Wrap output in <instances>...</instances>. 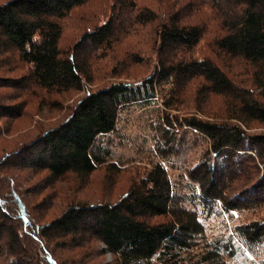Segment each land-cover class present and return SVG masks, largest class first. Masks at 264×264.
I'll return each mask as SVG.
<instances>
[{
	"label": "trees",
	"instance_id": "1",
	"mask_svg": "<svg viewBox=\"0 0 264 264\" xmlns=\"http://www.w3.org/2000/svg\"><path fill=\"white\" fill-rule=\"evenodd\" d=\"M89 1L0 2V118L32 119L26 110L31 100L21 98L33 87L49 99L83 93L67 118L38 132L3 160L22 156L24 164L47 172L52 184L71 177L88 184L97 172L111 185L126 179L124 193L112 203L67 202L59 216L42 222L32 235L25 234L42 245L48 264H59L49 248L52 244L59 251L81 252L78 264H88L84 249L112 254L108 264H264V218L228 227L229 218L234 222L242 215L249 193L264 194V135L246 131L252 122L264 124V0H207L209 17L205 2L195 13H187L174 10L167 0V8L159 7V13L136 0H116L107 20L84 30L66 50L61 38L65 21ZM149 24L154 25L157 47L155 72L139 84L105 81L98 61L111 53L120 62L126 37L137 36ZM216 26L211 36L208 31ZM134 53L124 58L127 65L140 62ZM236 65L244 71L236 72ZM190 86L204 98L203 107L221 98L222 108L217 111L220 121L187 120L186 127L209 142L202 153L207 168L193 174L197 164L178 175L185 183L172 177L173 158L165 149L176 146L180 122L173 98ZM135 109L147 111L136 120L150 135L139 139L144 145L151 140L154 148L141 158L114 161L113 134L131 120ZM126 135L122 132L121 137ZM245 143L262 148L257 172L262 176L245 187L246 194L228 199L223 181L215 184L209 175L217 170V158L229 163L240 150L237 156L247 158L241 149ZM224 168L219 166V175ZM15 183L12 196L19 198ZM4 204L0 197V217L5 216ZM19 218L23 225L30 221L24 207ZM210 219L214 222L208 225ZM19 227L0 223V258L38 264L23 248L25 235Z\"/></svg>",
	"mask_w": 264,
	"mask_h": 264
},
{
	"label": "rangeland",
	"instance_id": "2",
	"mask_svg": "<svg viewBox=\"0 0 264 264\" xmlns=\"http://www.w3.org/2000/svg\"><path fill=\"white\" fill-rule=\"evenodd\" d=\"M4 0H0L3 2ZM116 0H90L84 7L74 10L73 14L70 15L65 21V27L62 38V46L67 50L71 49L80 35L84 33V30L92 29V25L99 24L106 21L111 15L110 8ZM171 7L174 10H184L187 13H195L203 2L204 14L208 17L211 14L210 3L207 0H169ZM136 3L140 6H145L156 12L161 13L159 7L167 8V0H136ZM209 4V5H208ZM182 6V8H179ZM202 13V12H201ZM203 15V14H202ZM195 18V17H194ZM197 18V17H196ZM195 18V19H196ZM90 23V24H88ZM218 23L215 21L211 23L214 25ZM218 26L210 29L208 32L212 36L213 31L217 32ZM154 25H147L140 34L137 36H128L124 40L123 54H120V62L113 57L111 53L101 58L98 61V70L104 74L105 81H120L131 84H139L143 80L147 79L152 75L156 59V49L154 43ZM210 36V37H211ZM205 41L199 45L201 49L205 46ZM65 50V51H66ZM133 52V56H137L140 59L139 63H130L127 65V61H124L125 57H129ZM104 52H100V56H104ZM115 60L114 62L112 59ZM125 66L128 69L125 70ZM25 71L28 67H25ZM241 67L236 65V72H243ZM24 72V71H23ZM19 73V72H18ZM2 73H0L1 75ZM104 79V78H103ZM103 82V81H102ZM99 83L104 84V83ZM5 89L8 92L9 89ZM2 90L0 89V92ZM33 91V93H32ZM40 91L36 92V87H33L30 91H25L24 96L21 100H31L29 104H26L27 115L29 118L22 117L20 119L1 117L0 118V197L5 201L3 207L5 208V216L0 217V223H15L19 225V229L22 230L23 235L22 246L29 253L30 260L35 259L38 264H48L44 261L45 252L41 244L33 240L30 236L25 233L32 235L37 232V226L41 225L42 222H47L53 217L59 216L66 208L67 202L73 201L78 202H93L97 203L100 200L107 199L111 203L117 198L121 197L124 193L122 187L126 184V179L121 178L120 182L111 185L110 180L107 178L104 180V173L97 172L90 179L88 184H85L79 179L66 178L55 184L47 181V172H37L36 169L22 162L23 157L18 156L10 158V160H3V157L11 152L12 150L18 149L22 143L27 140H31L32 136H38V132L55 126L61 123L67 118L71 111L76 105L83 93L73 92L71 94H65L63 96H53L49 99V96L42 97ZM176 108L175 113L180 117V122L177 124L178 129L175 131V144L173 148L165 149L166 156H172L174 167L171 168L172 177L176 180H182L187 182L186 178H179L178 175L184 174L186 170L193 169L197 164L198 167L195 169V173H199L207 168V164L203 161L202 153L208 148V137L200 136L195 130L186 127L187 120L193 118H199L202 120H211L214 122L220 121L218 109L222 108V99L216 98L208 108L203 107L204 98H200L197 94L196 86H190L186 92L173 98ZM55 101L57 104H50L49 102ZM48 102V103H47ZM161 103V100H159ZM134 108V107H133ZM141 112H147L140 109L134 110V116L128 122L122 123L120 131L115 135L113 134L115 145L113 160L117 162H124L130 160L132 156H145L149 148L153 147L154 144L149 141L148 144H143V141L139 139V136L150 135L147 129H143L138 126L139 123L136 117ZM179 131V133H178ZM248 135H264V124L260 122H252L250 129L246 130ZM122 132H126L129 135L121 137ZM41 135V134H40ZM252 146L245 143L241 149L243 153L247 155V158L238 157L240 151H236L231 157L229 163L223 162L224 159L217 158L215 160V166L217 168L209 175L210 179H213V183H219L223 181V191L228 199L237 198L238 193L246 194L249 187L259 180L262 176L259 172L260 161L258 152L260 149L258 145ZM257 150V151H256ZM264 150V147H263ZM219 166H225L224 174H220ZM185 171V172H184ZM212 172V169H211ZM192 175V174H191ZM186 176V174H185ZM184 176V177H185ZM16 180L18 186L19 198L12 196L13 190L16 187ZM264 182V181H262ZM261 182V183H262ZM257 184V183H256ZM23 193V194H21ZM258 194L249 193L250 202L243 201L245 209L241 213L238 220L234 222L229 218L228 223L231 227L235 224H242L246 221H256L257 219L264 218V194L257 196ZM26 209L30 221L25 223L20 221L19 212L20 209ZM255 206L258 208L253 209ZM213 219L208 220L206 223L211 225ZM53 246V247H52ZM52 244L49 246L56 255V260L59 264H78L79 254L72 250L59 251ZM102 249V245H95ZM87 256L86 262L88 264H108L113 261V256L110 253L103 255H96V251L82 250ZM48 258L50 254L47 255ZM9 260V261H8ZM12 258L3 257L0 258V264H12ZM16 264V262H14Z\"/></svg>",
	"mask_w": 264,
	"mask_h": 264
}]
</instances>
